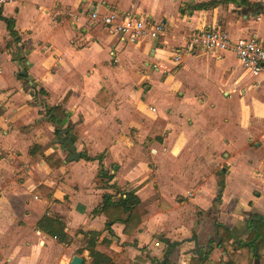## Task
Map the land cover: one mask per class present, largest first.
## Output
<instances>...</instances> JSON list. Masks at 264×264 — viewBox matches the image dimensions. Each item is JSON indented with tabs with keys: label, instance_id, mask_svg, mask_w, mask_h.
I'll use <instances>...</instances> for the list:
<instances>
[{
	"label": "crops",
	"instance_id": "crops-1",
	"mask_svg": "<svg viewBox=\"0 0 264 264\" xmlns=\"http://www.w3.org/2000/svg\"><path fill=\"white\" fill-rule=\"evenodd\" d=\"M210 1L19 0L0 9V264H93L90 232L105 264H228L264 223V78L230 51L172 61L206 28L264 46V9L255 16L241 0L198 9ZM111 11L161 22L164 35L122 43L90 18ZM58 106L57 126L47 110ZM60 134H71L77 161ZM130 193L141 215L126 233L113 212L96 211L104 196L116 204ZM219 225L232 235L228 249ZM251 264H264V253Z\"/></svg>",
	"mask_w": 264,
	"mask_h": 264
},
{
	"label": "built area",
	"instance_id": "built-area-1",
	"mask_svg": "<svg viewBox=\"0 0 264 264\" xmlns=\"http://www.w3.org/2000/svg\"><path fill=\"white\" fill-rule=\"evenodd\" d=\"M18 1L0 0V9ZM90 18L126 44H134L145 39L158 40L164 35V25L161 22H152L134 14L111 11L105 15L92 13ZM197 49L216 53L230 51L243 71L253 77L264 78V46L255 35L232 40L228 32L217 27L194 31L180 48L174 50L172 61L179 64L183 56ZM153 67L156 68L155 65Z\"/></svg>",
	"mask_w": 264,
	"mask_h": 264
},
{
	"label": "trees",
	"instance_id": "trees-1",
	"mask_svg": "<svg viewBox=\"0 0 264 264\" xmlns=\"http://www.w3.org/2000/svg\"><path fill=\"white\" fill-rule=\"evenodd\" d=\"M227 1H216L212 0L206 4H202L198 6V9H213L220 4H224ZM240 3L245 6L247 11L251 12L253 15L257 16L263 13L264 6L259 3L251 4L246 2L245 0H241ZM11 28V26H8ZM48 115H50L51 120L58 126L64 119V115L61 111V107H54L47 110ZM57 134V131L55 132ZM89 160L88 158H86ZM98 177L101 181L103 187H107L108 181L111 179L110 176H107L103 169H100ZM218 185L220 190L223 188V182L218 178ZM221 192L218 193L217 198L219 199ZM110 196H104L103 204L96 213L99 212H108L111 211L115 214V217L111 218V221L120 220L125 224V232L127 225L132 224L134 220V216L138 219L136 224L133 227H137L139 223V217L141 214L137 215L136 207L139 204V200L133 194H126L124 199H120L116 204H112L109 202ZM257 217V216H256ZM255 217V218H256ZM51 222V231H49L50 235L54 236L61 241H64V237L62 234L61 227L58 226L56 222ZM86 236L90 238L89 241V255L93 258V264H105V261H101V255L93 252V247L95 245L96 238L99 236L95 232L86 233ZM218 237L220 239V245L224 249H228L229 241L232 238L229 230L221 225L218 226ZM264 253V223L257 222L255 231L252 233V238L249 239L248 243H245L239 247V253L233 252L230 255L231 261L228 264H251L253 258H260ZM167 264V263H166ZM194 264H207L206 259H196L194 260Z\"/></svg>",
	"mask_w": 264,
	"mask_h": 264
},
{
	"label": "water",
	"instance_id": "water-1",
	"mask_svg": "<svg viewBox=\"0 0 264 264\" xmlns=\"http://www.w3.org/2000/svg\"><path fill=\"white\" fill-rule=\"evenodd\" d=\"M25 75V73H23V76ZM62 134V132H60ZM61 134L58 136V140L60 141V144L66 146V149L70 152V156H69V161H77L80 158V154H78L72 144L71 141V134H69L68 139L67 140H62V136ZM83 260L77 256H74L71 260L69 264H82Z\"/></svg>",
	"mask_w": 264,
	"mask_h": 264
},
{
	"label": "rangeland",
	"instance_id": "rangeland-1",
	"mask_svg": "<svg viewBox=\"0 0 264 264\" xmlns=\"http://www.w3.org/2000/svg\"><path fill=\"white\" fill-rule=\"evenodd\" d=\"M232 105H233V101H232ZM213 209H214V207H213Z\"/></svg>",
	"mask_w": 264,
	"mask_h": 264
}]
</instances>
